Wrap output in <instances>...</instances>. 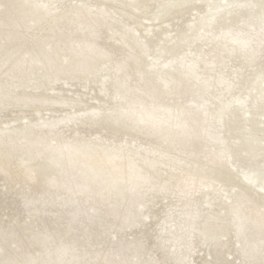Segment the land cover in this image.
Here are the masks:
<instances>
[{
    "label": "rangeland",
    "instance_id": "1",
    "mask_svg": "<svg viewBox=\"0 0 264 264\" xmlns=\"http://www.w3.org/2000/svg\"><path fill=\"white\" fill-rule=\"evenodd\" d=\"M9 1L0 85L24 99L14 111L5 101L0 132L54 137L56 148L116 145L128 180L111 191L78 151L61 164L43 151L34 162L49 169L27 185L4 158L26 140L3 135L0 248L19 260L31 248L38 264H264V193L246 205L244 188L210 176L250 171L264 185V0ZM96 57L95 77L61 74ZM48 65L50 80L37 70Z\"/></svg>",
    "mask_w": 264,
    "mask_h": 264
},
{
    "label": "bare ground",
    "instance_id": "2",
    "mask_svg": "<svg viewBox=\"0 0 264 264\" xmlns=\"http://www.w3.org/2000/svg\"><path fill=\"white\" fill-rule=\"evenodd\" d=\"M9 7H10V1L7 0L6 4L1 6L0 12L3 13V11L7 10ZM134 7L138 8L137 5H135ZM211 19L212 20L208 21V24L213 22L214 19L213 18ZM124 42L126 46L129 47L130 49L137 50V48H139L138 45H136V43L131 41V39H126V41ZM99 64L100 63L97 57L90 58L84 62L75 60L70 65H67V63H65L61 74H72L75 75L77 78L83 80L85 78L90 79L92 77H95L99 73V70H97L99 68ZM152 69L149 70L152 71ZM37 70L41 74L42 78H47L48 80L51 79V75L57 72L53 65H48L47 67L44 68L41 66V68H38ZM15 71L19 73V77H18L19 79L24 78V73H22L20 66L19 67L16 66ZM44 72H46V74ZM60 76H56V78L59 79ZM11 99L12 98L9 92L0 85V110L6 107L5 101ZM22 99H24V97H17V96L13 97V99L10 101L12 102L11 103L12 105L10 104L11 111H14L16 104ZM33 100L39 103L41 102L39 98H33ZM36 109L37 110L35 113L39 115L38 120L45 119L44 116L41 114L40 108H36ZM50 109L52 110L50 112H54L56 108H50ZM24 118L27 119L29 118V116L28 117L24 116ZM6 123L8 124V122ZM1 131L2 132H0V151H3V148L5 147L4 145L5 139L3 138L4 137L3 135H5L7 138H10L11 143L15 141L17 142L19 140L20 141H23L24 139L26 140V143L21 147L20 152H17L16 147L11 145L12 147L8 149L6 154H4V158L8 162V164L12 165L11 167L14 168L15 172L18 173L20 178H22L27 185L36 183L39 176H41V174L44 173L45 170L49 169L50 163L46 165V162L43 160H40V162H34V160H36V158L41 154V152L45 151L50 160L58 164H61L67 162L68 159L72 158V154L70 153V151L74 150V151H78L79 153L78 155L81 156L84 159V161H86V163L89 162L92 166H94L96 173L99 176H101V182L104 181L109 190L113 191L116 185L121 184V189L123 191H126V187H127L126 182L128 180V172L126 171L127 165L125 162L118 160L114 156V154H116L117 151H119L116 145H102L100 146V148L95 147L89 149L88 147H79V146L75 147L73 146L74 142L72 141L69 142L70 148L67 147L56 148V146L54 147L49 146L52 142H56V139L54 137H49L48 140L49 142L46 144V143H42L44 142V140L42 139L37 142L36 140L31 139L30 137L15 136L14 133H12V131L17 134L16 127L12 128L11 130H8V127H5ZM69 143H65V144L67 145ZM210 172H211L210 176L212 178L216 179V181L218 183H221L222 186H227L229 190H232V192L234 193H238L237 190L239 187L244 188L247 192V195L242 199L243 201L242 203L257 207L258 198L261 192L264 190V185L262 184L260 186L256 185L257 184L256 182L259 178L258 175H254L250 171H243L241 174H238L235 172L230 173V171L228 170L229 172L228 173L220 169V167L214 168ZM196 173L194 172V170L191 169L187 174V178L195 179ZM57 177H59V174H57ZM244 178H248L250 179V181L248 183L247 182L245 183ZM30 188H34V187H30ZM94 188L98 191H101L102 189L101 184L99 182L96 184ZM224 194L226 195V192ZM228 195L229 194H227L226 196L229 197ZM227 214L228 213L226 212V215ZM255 214L256 213L252 214L250 218L255 221H259V218L256 217ZM12 249H13L12 253L15 252L16 254V252H20V250H17V247H14ZM25 251L27 253L30 252L32 253L31 248L29 249L27 248ZM31 253L28 254L26 260L25 259L19 260L16 257L15 258L13 257L15 255L11 256L3 248H0V260L6 259L7 256L8 260H5L7 262H5L4 264H38V262H36L33 257H30ZM224 253L225 252L223 251V245L221 246L218 243L217 244L215 243L214 255L217 261L218 260L221 261L222 259H224L223 256ZM70 261L72 260L70 259ZM45 262L46 264H48L47 262L50 261H45Z\"/></svg>",
    "mask_w": 264,
    "mask_h": 264
},
{
    "label": "water",
    "instance_id": "3",
    "mask_svg": "<svg viewBox=\"0 0 264 264\" xmlns=\"http://www.w3.org/2000/svg\"><path fill=\"white\" fill-rule=\"evenodd\" d=\"M187 4V3H186ZM186 4H184V5H186ZM262 49H264V46L262 47ZM260 56V55H259ZM106 83L108 84L109 82H108V79L106 80ZM106 84V85H107ZM259 101H264V97L263 98H261L260 96H259ZM246 102L247 103H250V98H247V100H246ZM258 109V108H257ZM256 112V110H252L250 113V115L249 114H247L248 115V118L249 119H253V116H254V113ZM229 120H234V119H232V118H229ZM244 180H245V183L247 182H249L250 181V179H248V178H244ZM253 184V183H252ZM263 193H264V191H262ZM213 256H214V254H213ZM222 264V263H221Z\"/></svg>",
    "mask_w": 264,
    "mask_h": 264
}]
</instances>
